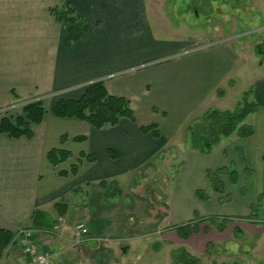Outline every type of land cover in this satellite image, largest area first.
<instances>
[{"label":"crops","instance_id":"0c3cea01","mask_svg":"<svg viewBox=\"0 0 264 264\" xmlns=\"http://www.w3.org/2000/svg\"><path fill=\"white\" fill-rule=\"evenodd\" d=\"M147 1L0 0V122L9 109L52 95L48 105L44 100L48 113L42 123L33 126L32 138L13 139L0 133V228L15 232L30 227L34 210H44L56 219L59 230L51 234L48 229H35V239L39 249L50 252L52 258L62 256L65 250L49 246L50 237L70 241L73 248L75 227L81 222L89 230L84 245L97 246L100 238L107 236L116 243H126L123 249L129 253L135 240L126 239L129 236L120 220L115 226L108 215L117 204L118 194L106 195L104 187L96 184L116 180L121 186L122 180L150 160H165L168 154L161 151L182 135L191 119L207 108H219L218 102L226 93L219 96L218 89L228 85L235 65L241 62L242 50L237 52L228 41L216 40L215 36L206 38V45L199 49L193 48L198 43L201 46L200 37L172 41L156 38ZM63 4L75 8L80 22L88 26L71 44H66L70 26L50 13L51 7ZM97 81H103L110 94L130 100L136 122L123 118L118 125L95 129L86 121L52 114L59 99H78L85 86ZM251 87V98L260 107L246 119L255 128L253 136L224 138L208 155L182 141L188 149L175 178L177 199L166 202L168 210L163 215L171 217L173 225L192 218L195 212L242 215L260 198L264 205V74ZM152 124L157 125L159 138L142 133V126ZM63 135H67L64 142ZM79 135L86 140L74 141ZM52 148L67 149L73 157L54 168L47 160ZM109 150L118 158H111ZM240 150L254 171L250 178L246 177ZM82 152L94 155L96 161L84 160L76 175L58 174L69 170ZM231 164L238 172V184L231 185L223 177L232 200L221 203L222 195L211 189L207 171ZM187 179H193L192 184L187 185ZM91 190H96V205L76 197L83 193L88 197ZM198 190L208 191L210 198L199 199ZM58 202L68 205L64 216L57 213ZM129 206L132 208L133 203ZM73 220L77 222L72 224ZM29 260L14 244L5 251L0 264H28Z\"/></svg>","mask_w":264,"mask_h":264},{"label":"rangeland","instance_id":"374dc122","mask_svg":"<svg viewBox=\"0 0 264 264\" xmlns=\"http://www.w3.org/2000/svg\"><path fill=\"white\" fill-rule=\"evenodd\" d=\"M146 4L156 38L172 41L200 37L198 41L206 45L205 40L215 36L213 38L216 40L228 41L234 50H242L241 62L235 65L228 85L225 83L219 88L226 93L225 98L218 102L219 108H235L242 100L243 93L251 89V85L264 74V65L258 67L259 58L254 51L255 44L264 39V0H148ZM51 98L52 95L44 98L47 105ZM7 112L16 115L21 112V108L14 107ZM189 137L187 128H184L182 135L161 151L162 154H168L165 160H150L135 174L122 180L121 186L118 184L121 193L117 195V204L112 205L108 215L115 226L120 220L123 232L127 231L129 236L126 239L135 240L129 253L125 254L123 249L126 243H116L107 236L100 238L97 246L81 242L73 248L70 241L63 242L50 237L49 246L57 247V251L65 250L62 256L55 255L51 264H172L171 252L180 246L201 257L204 264H264L263 203L257 222L246 219L250 214L249 209L242 215H232L234 219L224 232L218 231L208 222H202L199 224L200 231L189 239L179 238L171 217L163 216L168 210L166 202L171 204L177 199L175 178L184 166V155L188 149L184 143H190ZM190 174L193 175V172ZM185 182L187 185L188 182L192 184L193 179ZM158 189L166 193L168 199H161ZM91 191L88 197L85 193L76 197L88 199L96 205L99 202L96 190ZM102 191L106 195L112 192L106 188ZM78 198L76 202H79ZM130 203H133L132 208ZM196 213L182 223L195 221ZM198 214L201 217L209 216ZM76 222L73 220L72 224Z\"/></svg>","mask_w":264,"mask_h":264},{"label":"trees","instance_id":"16d2710c","mask_svg":"<svg viewBox=\"0 0 264 264\" xmlns=\"http://www.w3.org/2000/svg\"><path fill=\"white\" fill-rule=\"evenodd\" d=\"M50 13L55 19L63 24L70 26L66 44L77 41L88 29L86 23L80 22L75 8L70 4L57 5L50 8ZM255 54L259 57L260 64L264 63V39L255 44ZM219 95L224 92L218 89ZM253 87L243 93L242 100L238 102L233 109L209 108L200 116H197L187 124V131L190 135L191 148L201 154H211L224 138L234 134L241 138H249L254 135L255 128L252 124L246 123L249 115L259 111V105L252 100ZM15 98L18 95L13 93ZM53 115L58 118L79 119L88 122L95 129H101L106 125L115 126L123 118L136 122V115L131 107L130 100L123 96L110 94L103 81H97L85 86L83 94L78 99L61 98L51 109ZM48 111L44 106L43 99H36L26 102L21 107V112L16 115L5 114L0 122V133L7 134L10 138L20 139L22 137L32 138L34 135L33 126L40 124L46 118ZM142 133H151L155 138L160 137L157 125L152 124L141 127ZM67 135L62 136V142ZM86 136L79 135L74 137V141L82 142ZM109 156L113 159L118 158V154L109 150ZM162 154V152L160 153ZM241 161L245 165L246 177L250 178L254 171L247 165L243 152L238 151ZM73 157L71 151L64 148H52L47 153V160L54 168L68 162ZM96 161L92 154L80 153L76 163L70 165L69 170L58 171L59 175H76L83 161ZM207 177L210 187L213 191L222 195L220 202L228 203L232 200V195L227 193L226 183L223 177H226L231 185L238 184V172L235 164L219 168L217 170H208ZM100 185L112 191L111 194H120L121 189L116 180L100 182ZM197 196L201 200L210 198V193L204 190H198ZM59 216L67 213L68 205L64 202L55 204ZM261 213V198L253 203L250 208V214L246 219L257 222ZM195 221H189L174 227L177 235L181 239H189L193 234L200 231L199 224L208 222L218 231L224 232L229 223L234 219L232 216L209 215L201 217L195 214ZM31 226L33 229H50L56 219H53L47 212L41 209H35L32 215ZM16 233L5 228H0V259L4 256L9 246L14 244ZM172 264H204L201 257L193 254L186 247L180 246L171 252Z\"/></svg>","mask_w":264,"mask_h":264},{"label":"built area","instance_id":"2783aa9c","mask_svg":"<svg viewBox=\"0 0 264 264\" xmlns=\"http://www.w3.org/2000/svg\"><path fill=\"white\" fill-rule=\"evenodd\" d=\"M196 46L193 49H199L203 47ZM59 230V223L54 224L47 232L54 234ZM88 233V228L84 223H79L75 227V244L83 242L85 236ZM14 243L17 244L19 249L26 255L29 256L30 260L28 264H50L52 255L48 251L39 249V245L35 239V230L30 227H23L17 230Z\"/></svg>","mask_w":264,"mask_h":264},{"label":"water","instance_id":"95a60500","mask_svg":"<svg viewBox=\"0 0 264 264\" xmlns=\"http://www.w3.org/2000/svg\"><path fill=\"white\" fill-rule=\"evenodd\" d=\"M157 191H158L159 196H160L161 199H165L166 198V195L164 194V192L161 189H158Z\"/></svg>","mask_w":264,"mask_h":264}]
</instances>
